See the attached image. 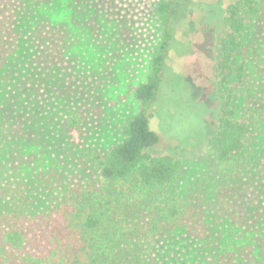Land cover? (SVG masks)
<instances>
[{"label": "trees", "instance_id": "trees-1", "mask_svg": "<svg viewBox=\"0 0 264 264\" xmlns=\"http://www.w3.org/2000/svg\"><path fill=\"white\" fill-rule=\"evenodd\" d=\"M175 9L174 0L155 3L160 38L134 95L139 110L122 141L101 150L72 142L84 134L82 113L49 102L64 48L50 11L0 0V264H146L149 247L177 233L196 237L218 264H264V47L257 57L247 45L263 31L264 0H238L221 15L218 127L207 141L224 186L220 216L253 225L247 244L214 233L204 175L185 180L178 157L150 152ZM253 211L262 213L256 225Z\"/></svg>", "mask_w": 264, "mask_h": 264}, {"label": "rangeland", "instance_id": "rangeland-1", "mask_svg": "<svg viewBox=\"0 0 264 264\" xmlns=\"http://www.w3.org/2000/svg\"><path fill=\"white\" fill-rule=\"evenodd\" d=\"M157 1L36 0L37 6L50 11V29L60 36L64 47L60 67L53 65L51 70L54 86L47 94L49 102L84 115V134H75L72 139L81 148L110 149L122 141L123 126L138 112L134 95L147 78L160 38ZM174 1L172 26L176 34L150 119L160 141L150 152L178 157L185 180L204 175L207 217L214 233L223 241L247 244L254 233L253 225L235 227L220 216L218 200L224 186L207 145L218 127L220 105L214 46L222 30L224 9L238 0ZM261 27L263 31L247 40L257 57L264 47V23ZM30 34L37 42L34 27ZM253 214L256 216L247 219L256 225L262 219L257 214L262 213ZM209 253L211 249L196 237L177 233L151 245L146 264H218L215 253Z\"/></svg>", "mask_w": 264, "mask_h": 264}]
</instances>
